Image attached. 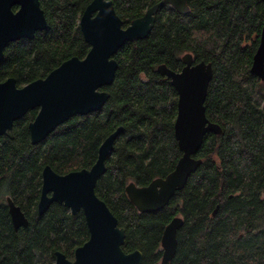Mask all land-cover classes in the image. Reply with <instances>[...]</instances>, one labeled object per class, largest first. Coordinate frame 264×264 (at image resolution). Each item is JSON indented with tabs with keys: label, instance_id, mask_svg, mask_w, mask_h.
Wrapping results in <instances>:
<instances>
[{
	"label": "trees",
	"instance_id": "obj_1",
	"mask_svg": "<svg viewBox=\"0 0 264 264\" xmlns=\"http://www.w3.org/2000/svg\"><path fill=\"white\" fill-rule=\"evenodd\" d=\"M92 1L40 0L48 28L7 46L0 83L15 78L23 87L73 57L84 59L90 45L80 19ZM112 1L126 27L161 0ZM187 1L184 15L162 6L151 33L114 56L118 70L102 89L110 93L102 109L72 117L39 144H32L28 127L37 109L15 123L13 138L0 136V264H55L56 252L74 258L89 240L85 216L57 203L38 213L43 169L61 175L90 169L103 141L120 127L96 193L126 229V253L140 250L142 264H162L164 230L181 217L168 264H264V82L251 73L264 2ZM187 53L213 65L205 107L222 133L205 135L195 156L202 164L165 208L141 213L127 185L165 178L182 156L174 128L178 93L157 69L164 64L181 71ZM7 197L21 207L28 227L15 231Z\"/></svg>",
	"mask_w": 264,
	"mask_h": 264
},
{
	"label": "water",
	"instance_id": "obj_2",
	"mask_svg": "<svg viewBox=\"0 0 264 264\" xmlns=\"http://www.w3.org/2000/svg\"><path fill=\"white\" fill-rule=\"evenodd\" d=\"M163 5H170L180 14L189 12L186 0H161L125 27L112 0H93L80 19L81 32L90 45L84 59L73 57L47 77L23 87H18L15 78L0 83V136L13 138L15 123L29 111L39 109L29 124L31 142L39 144L72 117L102 109L110 98V93L102 89L114 82L118 70L114 56L127 43L144 39L151 33ZM47 28L40 0H0V64L10 43L31 40L37 32ZM182 59L184 67L181 71H173L164 64L157 69L171 81L178 93L174 128L182 156L165 178H157L144 187L134 182L127 185L128 198L141 213L165 208L202 164V160L195 156L205 135L222 133V128L210 121L206 114L205 102L214 75L212 63H196L191 53ZM251 73L264 82V28L253 57ZM122 131V127L118 128L103 141L97 161L90 169L65 175L58 174L51 166L43 169L38 213L45 214L54 203L64 205L74 215L83 212L90 235L89 240L75 250L74 260L56 252L55 264H142L143 253L140 250L124 251L126 229L119 226L118 219L96 193L97 183L106 172L107 159ZM7 203L15 231L28 227L29 219L21 207L11 198ZM183 224V218L175 217L166 226L161 240L162 264H168L175 257L177 235Z\"/></svg>",
	"mask_w": 264,
	"mask_h": 264
},
{
	"label": "flooded vegetation",
	"instance_id": "obj_3",
	"mask_svg": "<svg viewBox=\"0 0 264 264\" xmlns=\"http://www.w3.org/2000/svg\"><path fill=\"white\" fill-rule=\"evenodd\" d=\"M186 1H187V0H186ZM159 2H160V1H159ZM159 2H158V3H159ZM187 4H188V1H187ZM153 6H154V5H153ZM163 6H168L169 8H173V7H171L170 5H163ZM188 6H189V4H188ZM150 8H151V7H150ZM148 9H149V8H148ZM148 9H147V10H148ZM173 9H174V8H173ZM189 9H190V8H189ZM174 10H175V9H174ZM179 14H180V13H179ZM182 15H184V14H182ZM35 110H36V109H35ZM37 110H38V112H39V109H37ZM37 114H38V113H37ZM30 123H31V122H30ZM30 123H29V124H30ZM28 127H29V125H28ZM29 132H30V131H29ZM40 195H41V194H40ZM8 198H9V197H7V199H8ZM6 201H7V200H6ZM7 205H8V203H7Z\"/></svg>",
	"mask_w": 264,
	"mask_h": 264
},
{
	"label": "rangeland",
	"instance_id": "obj_4",
	"mask_svg": "<svg viewBox=\"0 0 264 264\" xmlns=\"http://www.w3.org/2000/svg\"><path fill=\"white\" fill-rule=\"evenodd\" d=\"M168 9H169V7H168ZM248 45H250L251 43L249 42V43H247ZM71 260H74V258L73 259H71Z\"/></svg>",
	"mask_w": 264,
	"mask_h": 264
}]
</instances>
